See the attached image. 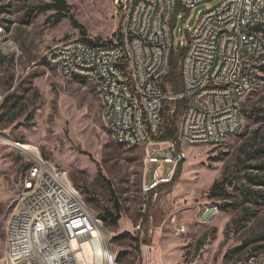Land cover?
Wrapping results in <instances>:
<instances>
[{"label":"rangeland","instance_id":"obj_1","mask_svg":"<svg viewBox=\"0 0 264 264\" xmlns=\"http://www.w3.org/2000/svg\"><path fill=\"white\" fill-rule=\"evenodd\" d=\"M172 1L177 53L198 10L219 0L191 11ZM53 2L0 0V264L11 258L5 259L6 224L22 179L30 188L28 165L36 154L67 174L96 216L117 213L118 202L117 223L103 221L117 264H264V170L257 167L264 163V77L240 100V131L218 144L182 145L185 158L171 179L148 190L171 166L149 162L145 146L116 143L96 85L63 75L44 60L48 48L69 38L119 40L122 16L115 0H66L67 17L61 19L57 8L47 7ZM33 176L42 177L43 169H33Z\"/></svg>","mask_w":264,"mask_h":264},{"label":"built area","instance_id":"obj_2","mask_svg":"<svg viewBox=\"0 0 264 264\" xmlns=\"http://www.w3.org/2000/svg\"><path fill=\"white\" fill-rule=\"evenodd\" d=\"M209 1L178 0L176 7L191 11ZM115 3L122 16L119 40L69 38L48 48L44 60L49 65V59H59V66L53 67L63 75L68 67L96 72L103 118L114 141L145 146L149 162L171 166L167 177L147 186L150 190L171 179L185 158L182 145L218 144L240 131V100L263 83L264 76L256 77V67H264V0H219L209 9L198 10L196 24L185 30L186 45L179 42V50L185 51L178 91L166 82L174 48L172 25L178 20L173 1ZM216 32H224V39H216ZM225 82H232L231 91H224ZM200 91H207V99H199ZM178 101L184 102L178 133L161 139L164 106L169 103L174 112ZM158 151L176 155L158 157ZM50 165L37 159V154L28 165L30 188H23L22 179L18 203L6 224V261L21 256V264H61V251L71 250L68 264H117L111 261L113 244L107 239L102 218L92 212L81 194L73 198L77 188L65 172L63 179L50 177ZM36 168H43L42 177L33 176ZM60 184H68V199H61ZM70 205H78L79 214H71ZM48 216H58V224L47 225ZM37 223H44L43 232L28 238V225H35L36 230ZM86 228H96L97 236H82ZM51 234H58L59 243H51ZM68 239H75V247H68Z\"/></svg>","mask_w":264,"mask_h":264},{"label":"bare ground","instance_id":"obj_3","mask_svg":"<svg viewBox=\"0 0 264 264\" xmlns=\"http://www.w3.org/2000/svg\"><path fill=\"white\" fill-rule=\"evenodd\" d=\"M216 39H224V32H216ZM49 64L52 66H59V59H49ZM64 75L84 78L92 81L96 85L95 83L96 72L84 70L83 67H68V70L64 71ZM263 76H264V67H256V77H263ZM98 90L102 97V88H98ZM231 90H232V82H225L224 91H231ZM199 99H207V91H200ZM22 146L23 148H28L27 145H22ZM49 175L52 179H63L61 172L58 171L57 168L52 164L50 165L49 168ZM59 192H61V199H68L69 198L68 184H60ZM73 198H80L79 195L75 192V190H73ZM70 208H71L70 210L71 214H73L76 211H79L78 205H70ZM77 214H79V212ZM55 224H58V216H48L47 225H55ZM43 230H44V223H37L36 230H35V225H28L27 227L28 238H35L36 232H43ZM82 236H97V229L96 228L82 229ZM51 243H59L58 234H51ZM68 247H75V239H68ZM70 258H71V250H62L59 255V263L68 264V259ZM111 261H116V255L113 252L111 253ZM7 264H21V256H12L10 260L7 262ZM79 264H86V263H79Z\"/></svg>","mask_w":264,"mask_h":264},{"label":"trees","instance_id":"obj_4","mask_svg":"<svg viewBox=\"0 0 264 264\" xmlns=\"http://www.w3.org/2000/svg\"><path fill=\"white\" fill-rule=\"evenodd\" d=\"M53 1H54L53 3L47 4V7H55L58 9V13H57L58 19L67 17L66 12L68 11V7L66 4V0H53ZM70 20H71L73 27L78 29L83 36H86L85 27L82 24H80L73 16L70 17ZM184 51H185V48L180 49L177 53L174 52V48H172L171 50L170 67H169V72L166 75V82L170 85V87L174 91H178L181 87L179 65H180L181 58L184 54ZM172 108L173 107L171 106L169 110H165L163 112V123L161 126V133H160L161 139L172 138L176 136V134L178 133L179 128L176 127V122L178 120V115L180 114V112L183 113L184 102L183 101L176 102L174 112L171 115H168V113H170V110ZM242 146L244 147V150H243L244 154L249 155V152L246 150V147H245L246 144H243ZM262 147H263L262 150L264 151V145ZM257 167L264 170V163H262L260 166H257ZM217 185L218 184L215 183L212 189L216 188ZM259 185L264 186L263 179L260 180ZM115 209L117 213H114L112 211H106L103 216H100V218H102L103 221H107V219L110 218L112 222L117 223L118 219L120 218L118 214L120 207L117 201L115 203ZM121 237H122L121 235L117 236V238L119 239Z\"/></svg>","mask_w":264,"mask_h":264},{"label":"water","instance_id":"obj_5","mask_svg":"<svg viewBox=\"0 0 264 264\" xmlns=\"http://www.w3.org/2000/svg\"><path fill=\"white\" fill-rule=\"evenodd\" d=\"M165 110H169L171 105L169 103L165 104ZM156 156L158 157H174L176 154L175 152H169V151H164V152H156L155 153ZM212 213V211H209L206 213L205 218H207L209 216V214Z\"/></svg>","mask_w":264,"mask_h":264}]
</instances>
